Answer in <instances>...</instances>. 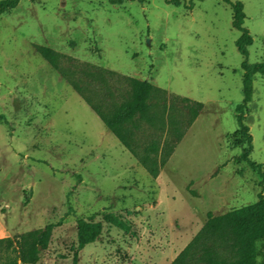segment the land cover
Instances as JSON below:
<instances>
[{
	"label": "rangeland",
	"instance_id": "obj_1",
	"mask_svg": "<svg viewBox=\"0 0 264 264\" xmlns=\"http://www.w3.org/2000/svg\"><path fill=\"white\" fill-rule=\"evenodd\" d=\"M180 1L20 0L0 15V239L51 225L37 264H72L75 254L78 264H171L208 213L264 196V180L240 158L234 108L243 98V57L232 10L223 0ZM231 1L242 3L253 40L247 62L264 63V0ZM35 45L166 91L160 151L171 152L156 179ZM91 84L107 92L97 79ZM252 87L249 157L264 172V75ZM183 98L203 104L191 125L193 104ZM79 221L91 239L82 249Z\"/></svg>",
	"mask_w": 264,
	"mask_h": 264
},
{
	"label": "trees",
	"instance_id": "obj_2",
	"mask_svg": "<svg viewBox=\"0 0 264 264\" xmlns=\"http://www.w3.org/2000/svg\"><path fill=\"white\" fill-rule=\"evenodd\" d=\"M124 1L109 0L111 4H122ZM19 2L20 0H0V15L16 8ZM168 2L175 7H179L181 3L180 0ZM223 2L232 10V27L240 32L235 46L243 57L241 63L243 98L234 108L239 135L245 143L240 158L263 181L262 164L255 163L249 157L253 145L249 127L245 123V112L252 100L253 77L258 74L264 75V63L247 62V47L252 45L253 40L248 30L243 27L245 13L242 3L231 0ZM188 8L192 9V6ZM34 48L38 55L68 82L146 173L156 179L171 152V148L168 152L160 151L167 113L166 91L155 87L147 80L119 75L94 65L80 64L76 59L46 46L35 45ZM63 61L74 64L73 69L64 68ZM93 79L100 81L107 92L102 93V89H94L91 84ZM108 81L114 82L115 85L112 86ZM183 101L193 104L189 109L188 124L191 125L202 110L203 104L188 98H183ZM159 104L162 106L161 109ZM172 122V134L178 141L181 134L175 122L170 121L171 124ZM149 129L153 130V134L148 133ZM164 145L166 147L168 145L165 140ZM207 216L208 220L204 227L171 264H264V196L259 195L258 200L252 205L217 217H213L211 213ZM113 224L126 229L120 221H114ZM51 229L52 226L48 225L16 238H1L0 246L3 247L5 254V264H37L40 248L45 249L47 246ZM90 242L85 223L79 221L78 249H82ZM72 264H78L77 254L74 255Z\"/></svg>",
	"mask_w": 264,
	"mask_h": 264
},
{
	"label": "crops",
	"instance_id": "obj_3",
	"mask_svg": "<svg viewBox=\"0 0 264 264\" xmlns=\"http://www.w3.org/2000/svg\"><path fill=\"white\" fill-rule=\"evenodd\" d=\"M2 231H1V229H0V233H1Z\"/></svg>",
	"mask_w": 264,
	"mask_h": 264
}]
</instances>
